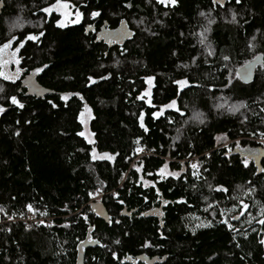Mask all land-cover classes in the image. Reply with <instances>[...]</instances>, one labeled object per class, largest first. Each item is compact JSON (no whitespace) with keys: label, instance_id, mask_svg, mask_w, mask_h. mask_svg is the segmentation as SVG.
<instances>
[{"label":"trees","instance_id":"obj_1","mask_svg":"<svg viewBox=\"0 0 264 264\" xmlns=\"http://www.w3.org/2000/svg\"><path fill=\"white\" fill-rule=\"evenodd\" d=\"M59 1L80 20L57 25L42 11L57 0H0V45L24 41L16 83L0 76V264H75L85 240L84 264H264V0ZM237 142L259 152L247 167ZM242 202L260 215L230 213ZM28 206L42 221L22 220Z\"/></svg>","mask_w":264,"mask_h":264},{"label":"rangeland","instance_id":"obj_2","mask_svg":"<svg viewBox=\"0 0 264 264\" xmlns=\"http://www.w3.org/2000/svg\"><path fill=\"white\" fill-rule=\"evenodd\" d=\"M60 3L62 4H67L68 7L67 8H56L54 10H52L51 12H48L49 14L50 13H54L56 14V20H55V23L58 25V21L60 22V24H62L63 26H65L66 24H72V23H76V22H73V21H76L77 20V17H76V13L78 12L76 9H74L70 4H68L67 2H64V1H59ZM57 2H54L53 4H55ZM52 4V5H53ZM50 7V6H49ZM65 13L64 15H61V13ZM79 20H80V17H79ZM78 20V21H79ZM10 26H9V29L10 30H15L17 26H20V24L23 25V22H21L19 19H14L13 22H10ZM25 23V22H24ZM181 81H184V80H181ZM179 85V88H181L182 86H184L185 84H178ZM152 86H153V79L151 78V80L147 79V83H146V88L144 89V91L142 92V95L141 97L144 99V101L146 103H149L151 101V89H152ZM169 107H172V108H177V104L175 103L174 106H172V103L170 102L168 104ZM219 106H223V104H219ZM156 115L155 116H158L162 113V111H158V112H155ZM80 121H81V124H82V130L80 133H83V137L86 141L90 142V143H93V134L92 132L90 131L89 129V120L91 118V112L90 110L87 108V107H84L83 110L81 111L80 113ZM181 136V130H178L174 135H172V141L171 143L177 141L179 139V137ZM221 139H219L220 141ZM262 139H260L261 141ZM264 143V141H262ZM227 142H224L223 145H226ZM228 146V144L226 145ZM236 146L238 152H240L244 158V160H248L252 157H247V156H250V155H257L259 154V152L252 146H249V145H241L240 143H236L234 144V147ZM233 147V151L235 150ZM90 154L92 156V158H106L105 157V154H107L108 157H110V155L108 153H99L97 152L94 148L91 149L90 151ZM161 169H163V171L161 172ZM160 169V174L162 176H168V175H171L172 173H176L178 171H175V170H171L168 168V166L164 165L162 168ZM94 199L98 198L99 195L97 196H93ZM246 205V202H242L241 203V208L240 206L239 207H233L231 210H230V213L232 214H237V212H239V214L242 215L243 217V222L245 221H251L253 217H257L258 215H260L261 213V208H256V212L255 213H252V210H247V207H245ZM28 215H31V218H27L26 219L28 220V222H31L34 217L33 215V211H28L27 213V216ZM38 219V218H36ZM32 222H36V221H32ZM44 222V221H43ZM206 222L204 219H202L199 215H192L191 216V219H190V228L191 229H195L196 227H201L203 225H205Z\"/></svg>","mask_w":264,"mask_h":264},{"label":"snow or ice","instance_id":"obj_3","mask_svg":"<svg viewBox=\"0 0 264 264\" xmlns=\"http://www.w3.org/2000/svg\"><path fill=\"white\" fill-rule=\"evenodd\" d=\"M217 2H219V0H217ZM240 2H241V0H236V3H237V4H239ZM156 3H158V4H167V5H173V6H174V5L176 4V0H156ZM125 6L128 7V6H130V5H125ZM221 6H222V5H221ZM67 7H68L67 4H62V3L59 2V0H57V3L51 5V6L48 7V8H44V9H42V11H44L45 13H48V12H51L52 10H54V9H56V8H67ZM64 14H65V13H63V12L61 13V15H64ZM91 15H92L93 17H95V16L99 15V13H97V12H93V13H91ZM201 15H203V13H201ZM76 17H77V20H76V21H73V22H78L79 17H80V13H79V12L76 13ZM209 22L211 23V21H209ZM57 23H58L59 26H63L62 24H60L59 21H58ZM121 23H123V21H121ZM40 35H43V33H40ZM37 39H38V37L33 36V35H31V34H29V35H27V36L25 37V40H30V41H35V40H37ZM13 41H17L16 45H13ZM202 42H203V41H202ZM23 46H24V41L17 40V37H16V36H12V37H11L10 39H8L6 42H4L2 45H0V54L7 55V56L9 57V60H2V61H0V76H3V78H4L5 80L10 79V77H9L8 75H4V73H3V71H2V65L8 63L9 61L19 64V63H20V59L17 57V52H18V51L20 50V48H22ZM9 48H12L13 50H12L11 52H8L7 50H8ZM224 59L227 60L228 57L225 56ZM44 67H47V66L45 65ZM41 71H42L41 68H37V69H35V72H36V73H39V72H41ZM18 74H19V69H17V72L15 73V75H18ZM106 78H107V77H102V79H106ZM148 79L151 80L150 77H149ZM89 81H90V82H93L91 77H89ZM177 83H178V84H186L185 81H178ZM0 91H3V89H0ZM61 98L63 99L64 97H61ZM139 98H140V97H138V99H139ZM10 102H11V104L16 105L17 107H20V108L23 107V104H21V103L17 100V98H16L15 96H13V97L10 98ZM50 103H51V102H50ZM171 103H172V106L175 105V101H172ZM53 106H55V105H53ZM4 111H5V109H4L3 107H0V112H4ZM261 111H264V109H261ZM153 115L155 116L156 113H153ZM141 127H143V124H141ZM78 135H83V133H78ZM105 157L108 158V159H111V157H108L107 154H105ZM242 163H244V166H245V167L248 166V165H247V160L242 161ZM191 167H192L193 169H195L197 166H196L195 164H192ZM162 171H163V169H161V172H162ZM171 175L175 176V175H177V174H176V173H172ZM96 191L99 192V189H97ZM92 195H93L92 193H89V196H92ZM113 195L115 196L116 194L114 193ZM157 195L159 196V192H157ZM119 202H120V203H123L122 201H119ZM245 207H247V205H245ZM28 210H29V211H32L31 206H28ZM8 218L11 219V217H8ZM235 218H236V217H233V219H235ZM117 223H119V221H117ZM259 223L264 224V220L259 221ZM229 227H231V225H229ZM259 243H260L262 246H264V239H261V240L259 241ZM237 247H239V245H237ZM113 255L115 256V254H113Z\"/></svg>","mask_w":264,"mask_h":264},{"label":"water","instance_id":"obj_4","mask_svg":"<svg viewBox=\"0 0 264 264\" xmlns=\"http://www.w3.org/2000/svg\"><path fill=\"white\" fill-rule=\"evenodd\" d=\"M214 4L222 5L221 7H224V0H212ZM131 32L127 29V27L122 23L119 25L118 28L109 31V37H111L113 40H122L124 36H130ZM120 40V41H121ZM262 56L256 55L253 59L250 61L246 62L245 64L241 65L240 67L237 68L236 73L238 78L242 82H250L253 78L254 74V69L256 66L261 62ZM30 86V84H29ZM87 241L80 242L77 245V254H76V259H75V264H84V249L87 246Z\"/></svg>","mask_w":264,"mask_h":264},{"label":"flooded vegetation","instance_id":"obj_5","mask_svg":"<svg viewBox=\"0 0 264 264\" xmlns=\"http://www.w3.org/2000/svg\"><path fill=\"white\" fill-rule=\"evenodd\" d=\"M13 45H16V41L13 42ZM12 50V48H9L7 51L11 52ZM2 60H9V57L7 55L0 54V61ZM2 71L4 75H8L10 77V79H8L9 81L16 83V63L9 61L8 63L3 64ZM234 149L237 150L236 147H234Z\"/></svg>","mask_w":264,"mask_h":264},{"label":"built area","instance_id":"obj_6","mask_svg":"<svg viewBox=\"0 0 264 264\" xmlns=\"http://www.w3.org/2000/svg\"><path fill=\"white\" fill-rule=\"evenodd\" d=\"M27 218H31V215H28ZM33 220L32 221H42V219H36L35 217L32 218ZM24 222H28V220L25 218V219H22Z\"/></svg>","mask_w":264,"mask_h":264}]
</instances>
